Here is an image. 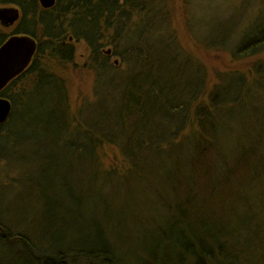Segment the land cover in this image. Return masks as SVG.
I'll return each instance as SVG.
<instances>
[{
    "label": "trees",
    "instance_id": "obj_1",
    "mask_svg": "<svg viewBox=\"0 0 264 264\" xmlns=\"http://www.w3.org/2000/svg\"><path fill=\"white\" fill-rule=\"evenodd\" d=\"M0 5L21 8L22 18L13 31L31 34L39 41L27 71L0 94L13 104L9 122L18 105L23 104L10 91L25 79L23 89L27 95L47 89L57 93L69 111L64 81L41 61L47 52L56 60H70L76 41L89 45L92 67L98 74L100 70L114 73L111 57L121 56L131 74L148 73L150 88L155 78L164 76H159L166 70L161 64L174 60L169 46L176 44L171 18L168 19L170 0H57L51 9H43L39 0H0ZM10 34L0 27V46ZM69 37H73V43L64 45ZM107 37L115 46L112 55L103 54ZM246 40L232 50L234 58L258 53L264 42L255 35ZM263 75L264 69H260L255 76L247 78L254 80ZM185 76V92L194 91L186 123L156 126L158 143L139 144L134 136L138 124L107 126L69 122L72 129L76 126L78 138L87 143L76 144L75 148L89 155L91 170L98 179L96 183L109 175L111 179L118 178L119 185L124 186V204L120 209L117 205L122 194L114 195L111 208L126 213L131 208L127 200L130 193L139 188L150 194V188L155 187L154 198L168 206L170 212L161 219L146 222L131 220L133 215L121 220L108 217V235L94 228L87 245L78 244L75 238L74 242L63 238L61 245L56 236L59 223L54 221V214L48 217V234L54 238L45 235L41 242L17 224L9 225L0 211V264H264V127L243 135L238 126L221 124L222 112H228L231 101L242 110L239 103L245 102L243 94L250 86L244 79L239 88L233 87L230 79L209 91L201 66L195 69L190 65ZM168 89L172 101L181 91L177 85H169ZM239 89V98L222 99L225 92ZM178 107L173 106L174 113ZM233 117L237 120V115ZM9 125H0V135ZM143 129L150 132L152 128L148 124ZM234 132L238 138L232 146ZM107 145L118 147L120 168L118 165L104 168L100 156ZM162 154L170 155L169 167H161L158 162L157 155ZM158 168L160 173L155 178L153 172ZM31 189L38 192L35 187Z\"/></svg>",
    "mask_w": 264,
    "mask_h": 264
},
{
    "label": "rangeland",
    "instance_id": "obj_2",
    "mask_svg": "<svg viewBox=\"0 0 264 264\" xmlns=\"http://www.w3.org/2000/svg\"><path fill=\"white\" fill-rule=\"evenodd\" d=\"M10 6L21 10L18 6ZM168 9L176 43L169 45L174 60L161 64L166 70L159 74L164 76L154 79L153 88L146 78L148 73L131 74L128 63L121 56L111 57L116 73L100 70L98 74L92 67L91 49L85 41L72 42L74 56L70 60L60 57L56 60L47 52L41 61L64 81L69 111L60 96L47 89L27 95L23 89L26 79L12 87L10 95H18L23 104L18 105L9 122L12 110L4 123L10 125L0 135V211L9 225L17 224L42 242L45 235L53 236L48 234V217L54 214V221L59 223L56 236L61 245L63 238L68 242H74L75 238L78 244L87 245L96 228L108 235V217L121 220L133 215L131 220L146 222L168 214V206L153 196L155 187L150 188V194L139 188L130 193L127 200L131 208L126 213L111 208L114 195L122 194L117 205L120 209L124 204V186L119 185L118 178L111 179L109 175L103 182L96 183L98 179L91 170L89 155L75 148L76 144L87 143L78 138L76 126L72 129L69 122L107 126L138 124L134 136L139 144L158 143L156 126L186 123L187 108L194 95L193 90L185 92L184 89L185 74L190 65L205 70L209 91L225 80H233V87L238 88L242 80H247L250 90L243 94L245 102L239 103L242 110L231 101L227 105L228 112H222L224 121L221 124L238 126L243 135L264 127V75L254 80L247 78L264 69V42L259 52L249 57L234 58L232 54V50L235 51L237 45L251 35L264 40V0H170ZM136 24L137 21L134 28ZM0 27L7 28L1 19ZM138 36L137 32L136 38ZM111 42L109 37L104 40L103 54L112 55L115 46ZM169 85H177L182 91L173 101ZM224 97L239 98L240 89L229 90L222 99ZM174 105L179 106L177 113L172 110ZM148 124L153 129L150 132L143 129ZM235 133L232 146L238 138ZM157 158L161 167H169V154L157 155ZM100 160L106 169L122 165L120 151L112 145L101 150ZM159 173L160 168L153 172V177ZM153 177L149 175V179L154 180ZM149 206L152 208L146 212ZM145 213L149 215L145 216Z\"/></svg>",
    "mask_w": 264,
    "mask_h": 264
},
{
    "label": "water",
    "instance_id": "obj_3",
    "mask_svg": "<svg viewBox=\"0 0 264 264\" xmlns=\"http://www.w3.org/2000/svg\"><path fill=\"white\" fill-rule=\"evenodd\" d=\"M45 9L54 7L57 0H39ZM20 16L15 7L0 8V19L3 24L14 23ZM38 49V42L29 35L10 36L0 46V94L32 63ZM13 110L12 101L0 96V125L4 124Z\"/></svg>",
    "mask_w": 264,
    "mask_h": 264
},
{
    "label": "bare ground",
    "instance_id": "obj_4",
    "mask_svg": "<svg viewBox=\"0 0 264 264\" xmlns=\"http://www.w3.org/2000/svg\"><path fill=\"white\" fill-rule=\"evenodd\" d=\"M6 7H11L10 5H8V6H0V8H6ZM42 7V6H41ZM43 8V7H42ZM53 8V7H52ZM43 9H45V8H43ZM51 9V8H50ZM19 19V18H18ZM18 19L14 22V23H9L8 25H6V24H4V26H5V28L11 33L10 34V36H13V35H29V36H31V37H33V38H35L36 40H37V42H38V48H39V41H38V39L35 37V36H32L31 34H28V33H24V32H15V31H13L14 29H15V27H14V29H12V30H9V27L11 26V25H14L15 23H17V21H18ZM19 24V23H18ZM15 26H17V25H15ZM37 51H38V49H37ZM37 53V52H36ZM4 97V96H3Z\"/></svg>",
    "mask_w": 264,
    "mask_h": 264
},
{
    "label": "flooded vegetation",
    "instance_id": "obj_5",
    "mask_svg": "<svg viewBox=\"0 0 264 264\" xmlns=\"http://www.w3.org/2000/svg\"><path fill=\"white\" fill-rule=\"evenodd\" d=\"M39 3H40V2H39ZM40 5H41V4H40ZM21 18H22V11L20 10V16H19V19H18L17 23H15L14 25H11V26L9 27V30H12V28L20 22ZM70 42H71V43L73 42V37H69V39L66 40V41H64L63 44L65 45V44L70 43Z\"/></svg>",
    "mask_w": 264,
    "mask_h": 264
}]
</instances>
